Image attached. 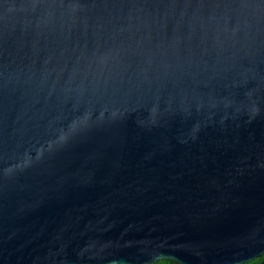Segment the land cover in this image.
Returning a JSON list of instances; mask_svg holds the SVG:
<instances>
[{
    "label": "water",
    "instance_id": "1",
    "mask_svg": "<svg viewBox=\"0 0 264 264\" xmlns=\"http://www.w3.org/2000/svg\"><path fill=\"white\" fill-rule=\"evenodd\" d=\"M264 253V0H0V264Z\"/></svg>",
    "mask_w": 264,
    "mask_h": 264
},
{
    "label": "trees",
    "instance_id": "2",
    "mask_svg": "<svg viewBox=\"0 0 264 264\" xmlns=\"http://www.w3.org/2000/svg\"><path fill=\"white\" fill-rule=\"evenodd\" d=\"M153 264H179L176 261L170 260V259H160ZM242 264H264V253L248 262H244Z\"/></svg>",
    "mask_w": 264,
    "mask_h": 264
}]
</instances>
